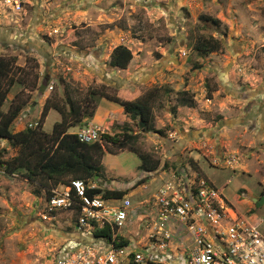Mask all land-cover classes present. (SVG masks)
Instances as JSON below:
<instances>
[{"label": "rangeland", "instance_id": "1", "mask_svg": "<svg viewBox=\"0 0 264 264\" xmlns=\"http://www.w3.org/2000/svg\"><path fill=\"white\" fill-rule=\"evenodd\" d=\"M211 36L222 51L198 53L195 43ZM122 44L133 53L123 70L109 64ZM0 56L17 60L4 110L17 96L27 102L14 132L39 122L50 97L65 101V84L79 100L91 91L125 101L151 94L152 125L161 135L107 98L84 101L95 116L104 100L117 104L102 108L98 124L121 140L132 136L124 149L104 142L103 160L110 159L98 183L115 190L146 178L137 148L169 172H199L242 219L264 230V204L257 206L264 197V0H0ZM59 121L51 110L43 129L50 133ZM194 150L199 163L189 158ZM17 152L0 139V162ZM22 174L7 175L0 164V264H53L75 232L76 214L48 210L46 192Z\"/></svg>", "mask_w": 264, "mask_h": 264}, {"label": "built area", "instance_id": "2", "mask_svg": "<svg viewBox=\"0 0 264 264\" xmlns=\"http://www.w3.org/2000/svg\"><path fill=\"white\" fill-rule=\"evenodd\" d=\"M75 133L93 144L106 128L91 122ZM94 187L75 179L51 189L47 209L77 218V235L59 248L53 264H264V230L242 219L223 191L192 168L174 172L138 204L128 196L91 197L88 188ZM103 228L110 238L95 235ZM125 228L138 244L129 242ZM142 239L150 244L142 246Z\"/></svg>", "mask_w": 264, "mask_h": 264}, {"label": "trees", "instance_id": "3", "mask_svg": "<svg viewBox=\"0 0 264 264\" xmlns=\"http://www.w3.org/2000/svg\"><path fill=\"white\" fill-rule=\"evenodd\" d=\"M194 49L200 54H211L222 51L223 44L221 40L211 36L198 40ZM16 63L15 57L0 56V139L7 140L13 148L18 150L15 156L0 162L5 174L14 176L23 173L25 179L30 183L38 184L46 192L47 200L51 197L52 188L67 185L75 179L84 180L89 186L95 185L94 188H88V195L91 197L103 195L105 198L122 199L128 195L130 190L103 188L98 183L96 176L101 178L104 169V142L124 149L132 136L125 134V140H121L120 136L104 134L100 142L84 144L79 141L77 134L70 130L79 126L84 119L95 116V109L91 112H87L85 109V100L92 99L94 102H98L100 98H107L121 105L125 114L130 115L133 120L140 119L146 125L143 130H150L161 135L163 130H157L152 125L151 102L154 96L148 94L136 101H125L118 97H112L105 91L101 93L91 91V96L84 98L85 100H79L72 95L71 87L65 84V101L57 96L50 97L44 105L38 127L14 132L13 124L27 104L17 96L8 110H4L11 89L16 84V80L12 76ZM132 63L133 53L127 46L122 44L114 48L110 57V66L123 70ZM45 88L46 85L43 86V89ZM189 107H195V104H190ZM51 110L59 112L61 121L54 125L51 133H48L43 129V124ZM108 151L114 154L112 150ZM132 151L140 158L139 170L143 173H154L162 166L161 160L152 153L137 148ZM147 181L148 178H142L134 187H139ZM95 235L110 238L111 232L107 228L95 229ZM127 243L126 240H123L122 244L127 245Z\"/></svg>", "mask_w": 264, "mask_h": 264}, {"label": "crops", "instance_id": "4", "mask_svg": "<svg viewBox=\"0 0 264 264\" xmlns=\"http://www.w3.org/2000/svg\"><path fill=\"white\" fill-rule=\"evenodd\" d=\"M104 101L100 103V106L98 108V111L96 113V116L93 117L94 118V121H92V122H95V123H104L103 122V119H102V115H103V109L102 108L103 107L104 108L105 107H109V108L116 109L117 104H115L113 102H109V101H105V102ZM109 105H112V106H109ZM119 109H123V108L121 107ZM76 128L77 127L72 128L70 130V132L75 133ZM199 157H200V153L197 152V151H195V150L194 151H191L189 153V158L191 160L195 161V162H198L199 163ZM106 158L107 159H110L109 156H107V155L105 156V158L103 160L104 166L106 165ZM105 168H106V166H105ZM172 174H173V170L169 172L165 168V165H162L160 167V169L158 171L154 172V173H151V174L144 173L143 176L146 177V178H148V181L145 184H143V185H141L139 187H134L135 184H136V181H132V182H129V183H125V185H123L122 187L116 188L115 190H130L129 193H128V195H126V196H131V197H133V199H135V197H136L135 200H137L139 198H142L138 202V203H140L142 200H146L148 197H150L149 196L150 195V192H148V191H151L150 190V187L151 186L154 187V189H155L154 192H155L156 189L158 188V186L163 182V180L169 178ZM139 177H141V176H139ZM76 235H77V232H76V229H75V232L72 235H70L69 237H66V238L69 239L71 237H75ZM124 235L130 240L129 241L130 243L138 244V242H137L138 237L135 235L134 232L131 231V235H126L125 233H124ZM86 240L87 241H90L89 238H87Z\"/></svg>", "mask_w": 264, "mask_h": 264}, {"label": "water", "instance_id": "5", "mask_svg": "<svg viewBox=\"0 0 264 264\" xmlns=\"http://www.w3.org/2000/svg\"><path fill=\"white\" fill-rule=\"evenodd\" d=\"M98 177H99V176H96V179H98ZM254 202H257V200L254 199ZM257 203H258V204H257L258 207H260L261 205H263V204H264V197H263L259 202H257Z\"/></svg>", "mask_w": 264, "mask_h": 264}]
</instances>
